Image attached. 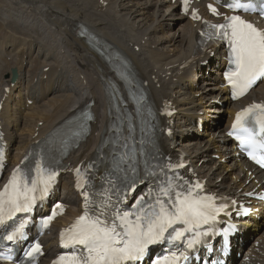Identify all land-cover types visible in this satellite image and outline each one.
<instances>
[{
  "label": "bare ground",
  "instance_id": "6f19581e",
  "mask_svg": "<svg viewBox=\"0 0 264 264\" xmlns=\"http://www.w3.org/2000/svg\"><path fill=\"white\" fill-rule=\"evenodd\" d=\"M3 1L17 8L21 14L18 21L25 24L28 33L41 38L35 40L32 36L33 40L27 44H35L38 49V55L28 60L34 64L20 63V56L12 54L13 60L6 69L10 76L12 70L18 73L15 85L9 84L10 76L5 79L0 74V133L6 143L8 171L47 135L84 106L93 104L94 122L89 136L73 147L62 161L58 185L61 192L56 193L54 202L61 200L67 212L52 224L50 234L42 238L46 253L40 264H49L54 258L61 227L79 213L80 201L73 191V169L77 166L87 169L92 165L107 135V91L113 82H119L105 59L109 52L120 55L132 76L146 85L149 99L159 112L168 105L176 111L169 118H160L159 144L164 155L184 157L190 169L188 176L204 180L209 193L237 199L257 184L264 187V172L253 171L255 180L251 179L245 169L251 171L253 167L236 158L231 141L224 136L236 110L251 102L264 104V83L257 85L244 99L231 103L226 89L220 87L219 71L225 63L217 58L218 45L208 43L200 47L199 24L194 25L180 15L177 3L172 4L170 0ZM193 1L194 7L203 10L209 0ZM26 9L36 15L37 22ZM83 31L93 37L103 55L81 38ZM158 33L162 37H156ZM205 59L209 60L207 67L201 64ZM27 101L32 102L31 106L26 107ZM131 109L129 106L128 111ZM199 119L203 123L202 131L196 127ZM168 129L171 135L166 133ZM215 154L218 160H213ZM259 215L260 221L250 218L241 223L238 238L246 248L242 251L233 242L234 250L242 254L235 264H264V213ZM245 257L249 258L248 262Z\"/></svg>",
  "mask_w": 264,
  "mask_h": 264
},
{
  "label": "snow or ice",
  "instance_id": "6c2138e0",
  "mask_svg": "<svg viewBox=\"0 0 264 264\" xmlns=\"http://www.w3.org/2000/svg\"><path fill=\"white\" fill-rule=\"evenodd\" d=\"M184 3L186 6L188 0ZM227 6L233 11L250 10L243 0H232ZM209 7L215 14L216 9L211 5ZM224 19L225 23L212 27L217 30L215 35L226 40L230 49V64L233 67L225 78L233 90V98H237L264 77V30L240 15L225 16ZM253 124L258 131L253 129ZM233 131L238 133L236 138L247 147L251 158L264 167V154H254L257 148L264 149V104H253L238 113ZM2 159L3 151L0 150ZM123 159L120 157V161ZM116 167L120 169V163ZM166 167L167 170L164 167L160 169L163 177L152 173L156 177L155 184L148 188L146 194L137 197L131 209L122 205L138 183L136 165L131 166L132 178L125 182L123 189L111 178L114 173L104 178L107 187L101 185L100 192L91 191L90 187L85 188L83 183L78 182L77 188L82 189L84 198V211L61 233V246L71 251L61 254L54 264H139L150 246L162 243L176 250L156 258L154 264L186 261L189 251L209 235L208 229L227 205L217 206L214 197L201 194L202 184H191L179 176L175 170L183 167L182 164ZM76 171L79 176L80 170ZM56 175L42 156L31 166L18 167L13 171L0 189V226L10 228L5 239L14 242L26 239L27 221L22 220L17 225V214L31 213L37 201L48 196ZM54 216L55 213H52L42 218V228H48ZM38 254H41L38 242L25 251L29 261ZM11 258L10 255L3 257L5 260Z\"/></svg>",
  "mask_w": 264,
  "mask_h": 264
},
{
  "label": "rangeland",
  "instance_id": "374dc122",
  "mask_svg": "<svg viewBox=\"0 0 264 264\" xmlns=\"http://www.w3.org/2000/svg\"><path fill=\"white\" fill-rule=\"evenodd\" d=\"M132 2V1H131ZM6 5H5V4ZM2 6V7H1ZM7 7V8H6ZM9 7H10V9H9ZM12 7V8H11ZM6 8V9H5ZM4 12H3V11ZM6 10V11H5ZM9 10H13V12L12 11H9ZM15 10H16V12H15ZM28 12H29V14L31 13V10L30 9H26ZM8 11V12H7ZM2 12V13H1ZM10 13V14H9ZM13 15H12V14ZM19 11L17 10V8L13 5V4H11V3H7L6 1H3V2H1V0H0V49L2 50V51H0V74H3V78H5V79H9V76L10 75H8L7 74V72H8V69H6V68H8V63L9 62H11V59L13 60V55H18V57L20 56V58H19V61H20V63H23V64H34V63H31V61H28V60H32V57H33V59H34V57H36L37 55H38V49L36 48V45L34 44V45H32V46H28L27 44H29L30 43V40H33V37H36V38H34L35 40H41V38H37V36H35L34 34H32V33H28L27 32V27H26V29L24 28L25 27V24H23L22 22L20 23L18 20H19V17H20V15H19ZM32 13H33V11H32ZM5 15V16H4ZM7 15V16H6ZM17 17H16V16ZM32 15V16H31ZM10 16H12V17H10ZM4 19H3V18ZM16 17V18H15ZM36 17V15H34V13L33 14H30V18L33 20V21H35L36 20V22H37V17ZM7 18V19H6ZM10 18V19H9ZM12 18H13V20H12ZM6 20V21H5ZM12 22H11V21ZM14 20L15 21H17V22H15L14 23ZM3 21V22H2ZM145 21H147V20H145ZM16 23L18 24L17 25V27H16ZM15 24V25H14ZM21 24V25H20ZM12 25V26H11ZM14 25V26H13ZM28 24H26V26H27ZM10 28H8V27ZM12 27V28H11ZM13 28H14V30H13ZM21 28V29H20ZM24 29V30H23ZM174 29H176V28H174ZM173 29V30H174ZM20 30V31H19ZM172 30V31H173ZM10 31H12V32H10ZM24 31V32H23ZM165 32H167V34H169V30L168 29H165L164 30ZM19 34H18V33ZM21 33V34H20ZM22 33L24 34V36L25 35H27V36H25L24 38L22 37L23 35H22ZM27 33V34H26ZM16 34V35H15ZM31 36H30V35ZM15 36H16V38H15ZM19 36L20 37H22L23 39H21V38H19ZM29 36V37H28ZM33 36V37H32ZM156 37H162V35H160L159 33L158 34H156L155 35ZM26 37H27V39H26ZM10 38V39H9ZM14 38H15V40H14ZM12 39V40H11ZM28 39H29V41H28ZM25 42H24V41ZM2 43V44H1ZM18 43H19V45L21 44V46H18ZM7 44H9V45H7ZM17 44V45H16ZM162 45H168V43H163ZM175 45H177V43L175 44ZM17 46H18V48H17ZM24 46V47H23ZM27 46V47H26ZM20 47H21V49H20ZM29 47V48H28ZM25 48V49H24ZM12 49V50H11ZM27 49V50H26ZM17 50H19V51H17ZM31 50V51H30ZM37 50V51H36ZM10 51V52H9ZM12 51H14V52H12ZM17 51V52H16ZM36 51V52H35ZM20 52V53H19ZM24 52V53H23ZM11 53V54H10ZM37 53V54H36ZM4 54V55H3ZM13 54V55H12ZM25 54V55H24ZM34 54H36V55H34ZM9 55H12L11 57L9 56ZM5 57V58H4ZM31 58V59H30ZM22 61H21V60ZM41 60V62L43 61V58H41L40 59ZM28 61V62H27ZM205 61V60H204ZM26 62V63H25ZM4 64V65H3ZM5 64H6V66H5ZM3 66H5L4 67V69H6V72L3 70ZM5 75V76H4ZM10 85L12 86V85H14V84H11V82H10ZM26 105H30V104H26ZM197 142V141H196ZM198 143V142H197ZM198 144H200V143H198ZM216 155V154H215Z\"/></svg>",
  "mask_w": 264,
  "mask_h": 264
},
{
  "label": "water",
  "instance_id": "95a60500",
  "mask_svg": "<svg viewBox=\"0 0 264 264\" xmlns=\"http://www.w3.org/2000/svg\"><path fill=\"white\" fill-rule=\"evenodd\" d=\"M15 76H16V75H15V72L13 71V72H12V78H13V80L15 79Z\"/></svg>",
  "mask_w": 264,
  "mask_h": 264
}]
</instances>
